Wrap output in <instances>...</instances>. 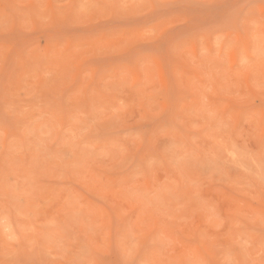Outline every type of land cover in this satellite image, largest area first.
Returning a JSON list of instances; mask_svg holds the SVG:
<instances>
[{
    "label": "rangeland",
    "instance_id": "1",
    "mask_svg": "<svg viewBox=\"0 0 264 264\" xmlns=\"http://www.w3.org/2000/svg\"><path fill=\"white\" fill-rule=\"evenodd\" d=\"M0 264H264V0H0Z\"/></svg>",
    "mask_w": 264,
    "mask_h": 264
}]
</instances>
